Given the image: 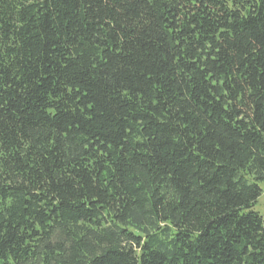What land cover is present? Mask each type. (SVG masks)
Returning a JSON list of instances; mask_svg holds the SVG:
<instances>
[{
	"label": "trees",
	"instance_id": "trees-1",
	"mask_svg": "<svg viewBox=\"0 0 264 264\" xmlns=\"http://www.w3.org/2000/svg\"><path fill=\"white\" fill-rule=\"evenodd\" d=\"M264 0H0V264H264Z\"/></svg>",
	"mask_w": 264,
	"mask_h": 264
},
{
	"label": "rangeland",
	"instance_id": "rangeland-1",
	"mask_svg": "<svg viewBox=\"0 0 264 264\" xmlns=\"http://www.w3.org/2000/svg\"><path fill=\"white\" fill-rule=\"evenodd\" d=\"M263 188V193H264V185L262 186ZM256 211H258L264 218V194L263 196L259 199L258 203L254 207Z\"/></svg>",
	"mask_w": 264,
	"mask_h": 264
}]
</instances>
